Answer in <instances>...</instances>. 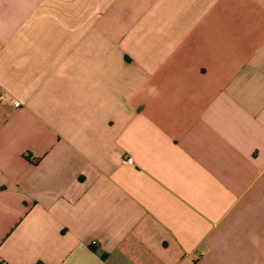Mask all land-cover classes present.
<instances>
[{"label":"crops","instance_id":"1","mask_svg":"<svg viewBox=\"0 0 264 264\" xmlns=\"http://www.w3.org/2000/svg\"><path fill=\"white\" fill-rule=\"evenodd\" d=\"M0 96V262L264 264V0H0Z\"/></svg>","mask_w":264,"mask_h":264},{"label":"built area","instance_id":"2","mask_svg":"<svg viewBox=\"0 0 264 264\" xmlns=\"http://www.w3.org/2000/svg\"><path fill=\"white\" fill-rule=\"evenodd\" d=\"M0 98H1V96H0ZM12 105H13V106H16V105H17V102H16V101H12ZM124 162H126V163H130V158H129V157H126V158L124 159ZM0 264H5V263L0 262Z\"/></svg>","mask_w":264,"mask_h":264},{"label":"trees","instance_id":"3","mask_svg":"<svg viewBox=\"0 0 264 264\" xmlns=\"http://www.w3.org/2000/svg\"><path fill=\"white\" fill-rule=\"evenodd\" d=\"M37 264V263H36Z\"/></svg>","mask_w":264,"mask_h":264}]
</instances>
